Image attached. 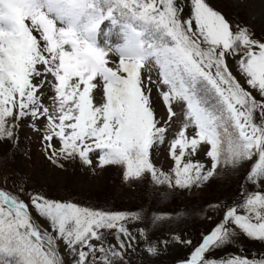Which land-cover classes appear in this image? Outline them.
<instances>
[{"label": "rangeland", "instance_id": "rangeland-1", "mask_svg": "<svg viewBox=\"0 0 264 264\" xmlns=\"http://www.w3.org/2000/svg\"><path fill=\"white\" fill-rule=\"evenodd\" d=\"M91 1L0 0V264H176L210 231L199 264H264V0ZM216 142L247 171L215 180ZM143 175L157 214L87 207Z\"/></svg>", "mask_w": 264, "mask_h": 264}, {"label": "trees", "instance_id": "trees-1", "mask_svg": "<svg viewBox=\"0 0 264 264\" xmlns=\"http://www.w3.org/2000/svg\"><path fill=\"white\" fill-rule=\"evenodd\" d=\"M188 82L190 84L189 93L192 94L191 97L196 101V103L199 105V107L202 110H204L208 115L211 114L212 116H215L217 121L220 122L217 116V114L219 113L217 111H218V108L223 105L216 107L214 104V100L218 99V96L214 92L211 91L209 86H206L207 85L206 82L201 81L200 84L199 82L198 83L195 82L194 84H192L190 80H188ZM231 163L232 164L230 165V162H222V157L220 158V152L217 153V165H216V169L214 172V179L217 180L218 178L223 176L221 177V179L223 180L225 177L224 173H226L228 169L234 170L236 172H243V171H247L248 169V162H241V163L231 162ZM144 175L141 176L140 178L130 177L127 180H125V178H122L121 176V179L119 181V184H120L119 189H123V190L119 194L120 196H112L110 197V199H108L109 203L111 204L110 206L103 205L101 202H103V200L105 199L101 200L99 198L98 199L96 198L95 201H92V202L86 201L87 204L86 203L85 204L87 205V207H91L94 209L97 208V210H101L106 213L139 216L142 213L148 212L150 214L155 215L157 213L155 211H151L154 209V206L152 205V199L145 200V198H148V197L151 198V197H154V195H159L161 197L160 199H162L165 196H169L171 192L168 188L164 187L163 185L157 186L155 182H152L148 178L147 179L144 178ZM260 180L264 182L263 174H261ZM130 182L132 183V187L134 188L124 189L125 187H128ZM129 190H132V192H128ZM129 194H137V195L133 196V199H129L127 196H125V198L121 197L122 195L129 196ZM189 212H191V210L185 213L184 211H181L180 214L179 212H175V213H178L179 215L176 216L178 218L175 219L174 221L172 220L176 217L170 219V217L165 215L163 218H160L157 215L154 217L155 220L153 221V223H151L150 226L147 228L148 229L147 231L157 232L160 230H165L166 232H170V231H174L172 230L173 228L171 226H175V225H177V227L182 226L179 229H182L183 231L189 228L188 225L192 223L191 222L192 220L196 219L195 217L190 218ZM179 216L180 218L182 217V219H180ZM171 222L172 224H170ZM169 227H171V229Z\"/></svg>", "mask_w": 264, "mask_h": 264}]
</instances>
